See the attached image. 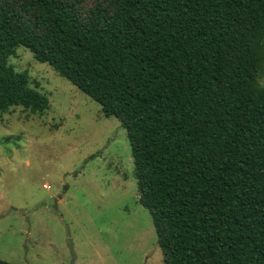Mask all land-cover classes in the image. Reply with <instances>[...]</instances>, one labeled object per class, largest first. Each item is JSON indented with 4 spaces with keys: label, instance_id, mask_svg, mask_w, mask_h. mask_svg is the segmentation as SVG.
<instances>
[{
    "label": "trees",
    "instance_id": "16d2710c",
    "mask_svg": "<svg viewBox=\"0 0 264 264\" xmlns=\"http://www.w3.org/2000/svg\"><path fill=\"white\" fill-rule=\"evenodd\" d=\"M72 1H0V118L49 109L25 47L120 120L164 264H264V0Z\"/></svg>",
    "mask_w": 264,
    "mask_h": 264
},
{
    "label": "rangeland",
    "instance_id": "374dc122",
    "mask_svg": "<svg viewBox=\"0 0 264 264\" xmlns=\"http://www.w3.org/2000/svg\"><path fill=\"white\" fill-rule=\"evenodd\" d=\"M111 5L81 1L75 11L86 23ZM8 64L27 72L50 106L43 116L16 107L0 118V260L164 264L151 213L139 203L120 120L105 117L98 103L25 47Z\"/></svg>",
    "mask_w": 264,
    "mask_h": 264
}]
</instances>
